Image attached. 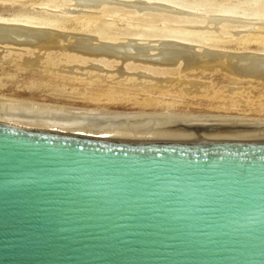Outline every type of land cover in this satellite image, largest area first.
<instances>
[{"label":"water","instance_id":"obj_1","mask_svg":"<svg viewBox=\"0 0 264 264\" xmlns=\"http://www.w3.org/2000/svg\"><path fill=\"white\" fill-rule=\"evenodd\" d=\"M0 264H264V118L0 112Z\"/></svg>","mask_w":264,"mask_h":264},{"label":"rangeland","instance_id":"obj_2","mask_svg":"<svg viewBox=\"0 0 264 264\" xmlns=\"http://www.w3.org/2000/svg\"><path fill=\"white\" fill-rule=\"evenodd\" d=\"M154 1L158 4L146 0H0V112L264 118V81L259 82L260 73L251 79L248 69L264 66V61L257 60L264 56V0ZM166 40L190 43L200 51L209 49L194 50V58L191 53L190 58H176L178 54L169 55L173 51L163 45ZM212 49L218 54L214 50L212 54ZM221 49L237 51V55L228 51L225 55ZM248 49L262 53L251 56ZM208 52L212 54L209 58L214 55L213 59L227 65L222 68L223 64L215 63L219 68L214 70L208 65L210 59L214 63L206 56ZM198 54H204L199 55V62L204 56L209 59L202 61H207L205 65L194 60L199 69L191 63ZM166 55L176 59L163 60ZM228 56L231 60L227 62ZM93 62L95 67L97 63L104 66L93 71L94 79L89 81L63 68L86 64V69ZM234 62L237 70L235 65L230 68ZM232 69L244 74L232 76ZM141 78L147 81L143 79L142 84ZM191 82L204 87L199 93L191 92ZM228 90L238 95L231 98Z\"/></svg>","mask_w":264,"mask_h":264},{"label":"bare ground","instance_id":"obj_3","mask_svg":"<svg viewBox=\"0 0 264 264\" xmlns=\"http://www.w3.org/2000/svg\"><path fill=\"white\" fill-rule=\"evenodd\" d=\"M146 1H148L150 4H158V3L155 2L154 0H146ZM159 5H161V4L159 3ZM163 6H164V5H163ZM251 6H252V5H251ZM251 6H250V7H251ZM168 7H169V6H168ZM166 11H167V10H166ZM12 22H13V21H12ZM37 22H38V21H37ZM31 23H32V22H31ZM35 23H36V22H35ZM63 26H64V25H63ZM84 28H85V27H84ZM81 30H82V29H81ZM19 31H20V30H19ZM71 31H72V30H71ZM55 32H56V31H55ZM170 35H171V34H170ZM175 35H176V34H175ZM178 36H179V35H178ZM182 36H184V35H182ZM41 37H42V36H41ZM46 37H47V36H46ZM94 37H95V36H94ZM95 38H96V37H95ZM95 38H94V39H95ZM102 38H103V37H102ZM135 38H136V37H135ZM197 38H198V37H197ZM104 39H105V38H104ZM34 40H35V38H34ZM68 40H69V39H68ZM54 41H55V40H54ZM263 41H264V40H263ZM140 42H141V41H140ZM151 42H152V41H151ZM158 42H161V41L158 40ZM4 43H5V42H4ZM38 43H39V42H38ZM95 43H96V42H95ZM162 43H163V45H167V48L169 47L168 49H170V51H173V52H171L169 55H172V54L176 53V54H178V56H179V55H181V56L184 55V56H186V57H189V56H190L191 54H193V53L197 50V48H198V47H195L194 45H192V44H190V43H186V42H185V43H182V42H179V41H176V40H166V41H162ZM252 43H253V42H252ZM35 44H36V43H35ZM135 44H136V43H135ZM2 45H3V44H2ZM37 45H38V44H37ZM153 45H154V44H153ZM5 46H6V45H5ZM19 46H20V45H19ZM48 46H49V45H48ZM54 46H55V45H54ZM107 46H108V45H107ZM143 46H144V45H143ZM14 47H15V46H14ZM20 47H21V46H20ZM24 47H25V46H24ZM95 47H96V46H95ZM95 47H94V48H95ZM100 47H102V46H100ZM100 47H99V48H100ZM121 47H122V46H121ZM48 48H49V47H48ZM48 48H46V49H48ZM97 48H98V47H97ZM155 48H156V47H155ZM163 48H164V49H167L166 47H163ZM210 48H212V47H210ZM213 48H214V47H213ZM243 48H246V47H243ZM56 49H57V48H56ZM116 49H117V48H116ZM135 49H136V48H135ZM135 49H134V51H135ZM161 49H162V48H161ZM203 49H205V48H202V50H203ZM207 49H209V48H207ZM207 49H205V51H207ZM214 49L217 50V48H214ZM214 49H212V52H211L212 54H213V50H214ZM219 49H220V48H219ZM219 49H218V50H219ZM260 49H261V48H260ZM260 49H259V50H260ZM50 50H51V49H50ZM97 50H98V49H97ZM137 50H139V49L137 48ZM152 50H153V49H152ZM194 50H195V51H194ZM202 50L200 51V50L198 49V50H197V51H198L197 53H199V51H200V53H202ZM255 50L257 51V48H255ZM255 50H254V52H253V49L251 50L252 53H255V54H253V55H256V56H257V54L259 55L260 53H262V51H260V53H256ZM98 51H99V50H98ZM102 51H103V50H102ZM104 51H105V53L107 54L108 51H106V49H105ZM104 51H103V52H104ZM109 51H110V50H109ZM132 51H133V50H132ZM203 51H204V50H203ZM205 51H204V52H205ZM209 51H211V50H209ZM221 51H222V49L220 50V52H221ZM224 51H225V50H223L222 53H224ZM227 51L229 52V54H230V53H231V54L233 53V55H234V53H235V55H237V54H236L237 51H236V52H235V51H234V52H232V51L230 52L229 50H226V52L224 53L225 55H226ZM247 51H248V53H249L250 50L248 49ZM42 52H43V51H42ZM74 52H75V51H74ZM76 52H77V51H76ZM83 52H84V51H83ZM86 52H87V51H86ZM91 52H92V51H91ZM91 52H90V53H91ZM111 52H112V51H110L109 53L111 54ZM138 52H140V51H138ZM145 52H146V51H145ZM165 52H166V51H165ZM214 52H217V51L214 50ZM238 52H239V51H238ZM245 52H246V51H245ZM245 52H244V53H245ZM257 52H258V51H257ZM77 53H78V52H77ZM96 53H98V52H96ZM112 53H113V52H112ZM134 53H136V51H135ZM190 53H191V54H190ZM211 53L208 52L206 56L208 57V56H209L208 54L212 55ZM222 53H221V55H222ZM241 53H242V52H241ZM241 53H240V54H241ZM252 53H249V54H251V56H253ZM263 53H264V52H263ZM85 54H86V53H85ZM116 54H117V53H116ZM120 54H121V53H120ZM130 54H131V52H130ZM142 54H143V53H142ZM162 54H163V53H162ZM188 54H190V55L188 56ZM204 54H205V53H204ZM204 54H198V56L196 55V58H195V59H191V60H192V62H191L192 65H193V61H194V60H195V61L197 60V61H196L197 63H200V62L202 63V61H205V60L207 59V58H206V59L204 58L205 56L203 57L204 60H202V61H200V62L198 61V60H200L199 55H202V56H203ZM217 54H218V52H217ZM219 54H220V53H219ZM229 54H228V55H229ZM240 54H239V55H240ZM246 54H247V53H246ZM125 55H126V54H125ZM149 55H150V54H149ZM225 55H224V56H225ZM233 55H231V56H233ZM261 55H262V54H261ZM81 56H82V55H81ZM122 56H123V55H122ZM131 56H132V55H131ZM138 56H139V55H138ZM138 56H135V57H138ZM155 56H156V55H155ZM174 56H175V55H174ZM176 56H177V55H176ZM184 56H183V57H184ZM194 56H195V55L193 54L192 57L194 58ZM213 56H214V55H213ZM213 56H211L210 58H212ZM215 56L218 57V55H216V53H215ZM222 56H223V55H222ZM240 56H242V55H240ZM243 56H244V54H243ZM129 57H130V56H129ZM135 57L133 56V58H135ZM165 57H166V58H165ZM197 57H199V59H198ZM234 57H235V56H234ZM237 57H238V56H237ZM237 57H235V58H237ZM245 57H246V56H245ZM73 58H75V56H74ZM76 58H77V57H76ZM78 58H80V60H82L81 57H78ZM82 58H83V56H82ZM87 58H88V57H87ZM91 58H92V57H91ZM141 58H142V57H141ZM143 58H144V57H143ZM153 58H154V57H153ZM164 58H165V60L172 61V59L175 60L176 58H180V56H179V57H176V58L172 56V57L169 58V57H167V55H166V56H164L162 59L164 60ZM168 58H169V59H168ZM189 58H190V57H189ZM201 58H202V57H201ZM208 58H209V57H208ZM210 58H209V59H210ZM214 58H215V57H214ZM226 58H227V57H225V60H226V61H227V60H231V59H230L231 57H229V56H228L229 59H228V58L226 59ZM246 58H247V57H246ZM251 58H252V57H251ZM28 59H29V58H28ZM28 59H26V60L29 62ZM85 59H86V58H85ZM170 59H171V60H170ZM181 59H182V57H181ZM184 59H185V57H184ZM186 59H187V58H186ZM209 59H207V61H208ZM212 59H213V58H212ZM215 59H216V58H215ZM215 59H213V60H214V61H213L214 63H212V62L210 63V61H211V59H210L209 64H208V65H211V64H212V67H214V70L216 69V67H218L219 64H220V65L223 64V65H221V67H222V66L225 67V65H227V64H225L226 62H225V63L223 62V60H221V63H219V60L216 59V62H215ZM222 59H223V58H222ZM237 59L239 60V58H237ZM249 59H250V56H249ZM254 59H255V58H254ZM35 60H36V58H35ZM38 60H39V59H38ZM158 60H159V59H158ZM187 60H190V59H187ZM191 60H190V61H191ZM225 60H224V61H225ZM232 60H233V59H232ZM234 60H235V59H234ZM240 60H241V59H240ZM255 60H256V59H255ZM257 60H258V61H264V56H263V57H259V56H258ZM70 61H71V60H70ZM105 61H106V60H105ZM121 61H122V60H121ZM185 61H186V60H185ZM207 61H206V62H203L202 64L205 65V64L207 63ZM217 61H218V62H217ZM235 61H236V60H235ZM252 61H253V60H252ZM25 62H26V61H25ZM25 62H23V63H25ZM30 62H31V61H30ZM30 62H29V64L32 63V62H31V63H30ZM36 62H37V61H36ZM79 62H80V61H79ZM87 62H88V61H87ZM160 62H161V61H160ZM166 62H167V61H166ZM173 62H175V61H173ZM222 62H223V63H222ZM227 62H228V61H227ZM39 63H40V62H39ZM75 63H76V62H75ZM82 63H83V62H82ZM204 63H205V64H204ZM215 63H216V64L218 63V65H217V66H216V65L213 66V64H215ZM229 63H232V62L230 61ZM236 63H237V62H236ZM236 63L234 62L233 64H229V65H231V66H232V65H233V66L235 65V66H234V67H235L234 70H235V69L237 70V69L239 68V66H237ZM26 64H27V63H26ZM29 64H27V65H29ZM33 64H35V63H34V60H33ZM69 64H70V63H69ZM93 64H96V63L93 62L92 64L89 65V68H86V69H84V66H88V65H86V64H85L84 66H82V67L78 66L79 64H77V66L71 64V65H67V66H69V67H66V66H65V67H63V68H65V70H67V71H65L66 73H70L71 75H76V78H77L78 76H79V78L82 77L81 79H84V80L86 79L87 81H89V80H92V78L94 79L93 71H94V72H95V71H96V72H97V71H100V70H102V66H104V65H99L100 63H97L98 65L95 67V65L93 66ZM127 64H128V63H127ZM151 64H152V63H151ZM161 64H162V63H161ZM161 64L158 63V65H161ZM186 64H187V62H186ZM189 64H190V62H189ZM237 64H238V63H237ZM242 64H243V63H242ZM134 65H135V64H134ZM164 65H165V64H164ZM180 65H181V64H180ZM229 65H228V66H229ZM260 65H261V64H260ZM92 66H93V67H92ZM121 66H122V65H121ZM145 66H146V65H145ZM193 66L195 67L196 64H194ZM197 66H198V65H197ZM197 66H196V68H198ZM233 66H232V67L229 66V67H230V68H233ZM236 66H237L238 68H237ZM258 66H259V65H258ZM161 67H162V66H161ZM172 67H173V66H172ZM187 67H188V66H187ZM194 67H191V68H194ZM199 67H200V66H199ZM209 67H211V66H209ZM209 67H208V68H209ZM212 67H211V68H212ZM255 67H256V66H255ZM261 67H264V66H261ZM261 67H259V68H257V69H250V68H248L249 70H251L252 73H251L247 68H244V67H242V66H241V69H247V70L249 71V74H250V73L252 74V75L250 74V77L253 76V78L251 77V79H253V80H256V78L254 79L255 74L260 73L261 75H257V76H260L262 79L260 78L261 81H259V80H258L259 77H258V78H257V81L262 82V80L264 81V68L261 69ZM103 68H104V67H103ZM162 68H163V67H162ZM164 68H165V67H164ZM166 68H167V66H166ZM188 68H189V67H188ZM200 68H203V69H204L203 66L200 67ZM205 68H207V66H206ZM208 68H207V69H208ZM211 68H210V69H211ZM218 68H219V67H218ZM218 68H217V69H218ZM222 68H223V67H222ZM222 68H221V69H222ZM160 69H161V68H160ZM169 69H170V68H169ZM198 69H199V68H198ZM203 69H201V70H203ZM212 69H213V68H212ZM225 69H226V71L228 72V70H227L228 67H227V68H224L223 71H225ZM184 70H185V69H184ZM188 70H189V69H188ZM232 70H233V69H232ZM232 70H231V72H232ZM234 70H233L232 73L229 72L230 75H231V74H232V76H233L234 74H238V75H239V74H241V73H239V72H242V70H241V71H237V73H235ZM247 70H246V72H247ZM136 71H137V70H136ZM138 71H139V70H138ZM199 71H200V70H199ZM218 71H219V70H218ZM226 71H225V73H227ZM229 71H230V70H229ZM243 71H244V70H243ZM91 72H92V73H91ZM96 72H95V73H96ZM177 72H178V71H177ZM185 72H186V71H185ZM185 72H184V73H185ZM194 72H195V71H194ZM203 72H204V71H203ZM244 72H245V71H244ZM99 73H100V72H98V74H99ZM102 73H103V72H101V74H102ZM147 73L150 74V73H153V72H147ZM182 73H183V72H182ZM199 73H201V72H199ZM206 73H207V72H206ZM209 73H210V72H209ZM242 73H243V72H242ZM103 74H104V73H103ZM243 74H244V73H243ZM245 74H246V73H245ZM253 74H254V75H253ZM66 75H67V74H66ZM140 75H141V74H140ZM238 75H236V77H237ZM241 75H242V74H241ZM246 75L248 76V74H246ZM106 76H107V75H106ZM141 76H143V75H141ZM145 76H147V74H145ZM145 76H144V77H145ZM154 76H156V75L154 74ZM234 76H235V75H234ZM243 76H244V75H243ZM247 76H245V77H247ZM257 76H256V77H257ZM95 77H97L96 74H95ZM121 77H122V76H121ZM148 77H152V76H148ZM148 77H147V78H148ZM165 77H166V76H165ZM79 78H78V79H79ZM97 78H98V77H97ZM239 78H243V77H240V76H239ZM99 79H100V76H99ZM123 79H124V78H123ZM143 79H145V78H143ZM143 79L141 78V83H142V80H143ZM148 79H150V78H148ZM152 79H153V77H152ZM152 79L149 80V81H151L150 85L152 84ZM156 79H158V78L156 77ZM166 79H167V78H166ZM247 79H248V78H247ZM249 79H250V78H249ZM100 80H101V79H100ZM104 80H105V79H104ZM243 80H244V79H243ZM139 81H140V79H139ZM145 81H147V80L145 79ZM145 81H144V82H145ZM161 81H162V80H161ZM90 82H91V81H90ZM131 82H132V81H131ZM133 82H134V81H133ZM145 83H146V82H145ZM147 83H148V82H147ZM147 83H146V84H147ZM155 83H156V82H155ZM137 84H138V83H137ZM142 84H143V83H142ZM156 84H157V83H156ZM139 85H140V84H139ZM147 85H148V84H147ZM159 85H160L159 87H161V84H159ZM155 86H156V85H155ZM162 86H165V85H162ZM150 87H151V86H149V88H150ZM189 87H190V91H191V92L199 93V92H200L199 90H200L201 88H203L204 85H203V83H201V82H191L190 85H189ZM153 88H154V87H153ZM164 88H165V87H164ZM147 89H148V88H147ZM186 89L188 90V88H186ZM152 90H154V89H152ZM157 90H158V89H157ZM192 90H193V91H192ZM229 90H230V89H229ZM229 90L227 91V94H228L230 97H231V96H234V95L236 96V94H237L236 92H235V93H236V94H235L233 90H231V91H229ZM234 90H235V89H234ZM181 91H182V90H181ZM235 91H236V90H235ZM188 92H189V91H188ZM232 92H233V93H232ZM201 94H202V92H201ZM211 94H212V93H210V95H211ZM186 95H187V94H186ZM194 95H195V94H194ZM199 95H200V94H199ZM213 95H214V94H213ZM237 95H238V94H237ZM239 95H240V94H239ZM226 96H227V95H226ZM221 97H222V95H221ZM227 97H228V96H227ZM230 97H229V98H230ZM239 97H240V96H239ZM231 98H232V97H231ZM238 99H239L238 101L240 102V101H241L240 98H238ZM234 101H235V100H234ZM241 102H242V101H241ZM3 112H4V111H3Z\"/></svg>","mask_w":264,"mask_h":264}]
</instances>
